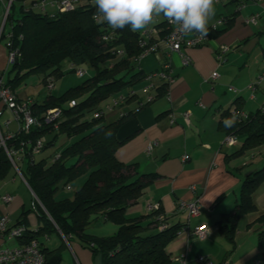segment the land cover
Wrapping results in <instances>:
<instances>
[{"label": "trees", "instance_id": "16d2710c", "mask_svg": "<svg viewBox=\"0 0 264 264\" xmlns=\"http://www.w3.org/2000/svg\"><path fill=\"white\" fill-rule=\"evenodd\" d=\"M17 1L21 3V16L15 17L16 2L13 3L6 27L10 25L11 46L19 47L22 56L9 67L5 80L8 86L15 91V87L33 73L45 72L42 79L44 83L49 77H53L55 83L65 72L76 73V69H82L84 65L95 70L92 77L69 88L61 96L49 94L41 103L35 100L33 113L41 125L32 127L28 134L21 133L8 141L9 146L18 147L20 142L30 140L34 143L45 137L42 153L55 146L61 136L71 140L57 150L55 155L60 156L58 159L54 156L51 162L47 158L36 160L38 154L32 155V144L27 148L21 170L37 198H33V206L42 226L37 231L27 229L24 216L28 210H25L23 219L14 225L26 227V233L19 238L25 239V242L38 240L45 264H61L63 260L64 244L51 250L43 247L39 240L41 235L51 232L63 235L67 243L78 240L93 256H101V264L178 263L171 257L167 247L183 230L182 225H169L162 207L134 217L127 214L130 207L139 204L144 190L157 175L139 173L138 162L124 163L116 155L117 150L134 136L121 140L118 137L121 127L169 85L168 82H157L154 90L156 94L150 91L153 94L152 101L147 100L149 91L145 99L140 97L139 90H145L146 78L150 73L141 68L142 60L135 59L141 53L139 42L143 30L133 32L129 27L112 29L106 23L98 22L94 15L96 7L93 0H86V3L81 0L74 10L54 14L31 9L26 11V7L37 0ZM245 3L246 0H240L238 8ZM232 20L231 17L227 18L228 26ZM165 25L166 19L154 25L160 29L162 37L165 36ZM105 36L112 37L104 39ZM3 39H7L5 32L1 36ZM119 50H123L124 54L120 55ZM163 57L164 61L166 57ZM66 62L70 64L68 69H64ZM104 63L106 66L101 68L100 65ZM83 69L85 74L82 77L87 73ZM129 74L131 77L126 81L125 77ZM79 98L82 100L78 101ZM71 100H75L74 106H70ZM133 100L137 101L135 108L120 112L113 121L106 122L108 114L112 116L119 107ZM114 101L118 102L115 106ZM54 108L61 109V115L55 121L58 123L57 128L55 122L45 123L43 118L45 113ZM88 111L91 113L87 118ZM94 112L99 116L93 117ZM224 116L231 117L229 111ZM226 130L228 134L242 137L241 147L234 155H244L247 151L264 147V112L258 109L249 113L247 120H235L226 126ZM12 169L10 160L1 149L0 178H5ZM84 175L86 178L72 198H58L60 184H63L64 189L71 190L70 184ZM263 184L264 166L244 178L239 201L233 210L223 215L219 231L231 243L235 242L240 218L258 210L254 194ZM98 222H111L118 228L108 236L90 233V225ZM254 223L263 226L257 234V247L264 260V212L251 224Z\"/></svg>", "mask_w": 264, "mask_h": 264}, {"label": "crops", "instance_id": "0c3cea01", "mask_svg": "<svg viewBox=\"0 0 264 264\" xmlns=\"http://www.w3.org/2000/svg\"><path fill=\"white\" fill-rule=\"evenodd\" d=\"M239 2L218 0L216 14L208 25V43L183 51L191 59V63L186 66L182 63L181 55L173 53L170 61L175 80L125 123L118 133L121 140L134 136L117 150V158L124 163L138 162L139 173L157 175L144 190L139 204L130 207L127 214L134 217L147 213L148 203H159L169 225L183 226V230L169 243L167 251L172 258L186 253L188 264H200L195 262L199 255L209 257L214 264L225 261H229V264H264L257 247V234L263 226L251 224L264 212V185L254 194L258 210L240 218L235 242L231 243L219 231L223 215L233 210L239 201L244 178L264 165V147L252 149L244 155H234L241 147L242 137L238 136L235 147H228L224 143L228 135L226 122H230L227 124L230 125L235 121L231 111L238 108L254 113L264 100L262 89L256 90L255 98L251 97L252 92L248 89L264 65V1L246 0L245 5L238 8ZM49 11H54V8L49 7ZM252 15H259L256 25L246 21ZM220 17H231L230 26L226 23L217 30L210 29ZM164 20L161 16L151 25ZM156 37L162 36L159 34ZM159 44L164 50L165 43L161 39ZM220 44L232 47L222 64L218 62L215 52ZM6 53L5 48L0 50V73L4 80H7L10 67L6 63ZM144 59L141 61L142 69ZM154 61L156 65L150 73L159 69V61L156 58ZM214 71L220 74L219 79L215 82L206 81ZM142 91L139 90L140 97L145 99L147 91ZM15 92L19 96L18 91ZM152 93L156 94V91ZM136 102L133 100L122 105L113 115L135 108ZM3 108L0 103V111L3 112L0 117L3 118L0 123L2 131H15L17 123ZM226 111L231 117L224 116ZM186 112H190L189 122L184 118ZM172 116L175 118L174 123H171ZM5 121H10L9 129L5 127ZM151 144L153 149L148 152L147 148ZM251 152L254 155L250 157ZM185 155L189 158L185 159ZM254 164L257 166L252 168ZM8 194L13 196V200L4 203L2 196ZM33 198L32 190L13 167L5 178H0V220L8 216L9 227H12L23 219L22 213L28 210L24 216L26 227L37 231L42 223L34 209ZM193 199H199L202 212L199 217L190 218L181 203ZM200 224H206L211 229L204 240L191 236V231ZM117 228L111 222H98L90 225L89 232L108 236ZM39 240L43 247L51 250L65 245L61 264H73L72 260L74 264L102 263L100 255L93 256L76 239L67 243L58 232L41 235ZM23 243L25 239L0 234V248L16 247Z\"/></svg>", "mask_w": 264, "mask_h": 264}, {"label": "built area", "instance_id": "2783aa9c", "mask_svg": "<svg viewBox=\"0 0 264 264\" xmlns=\"http://www.w3.org/2000/svg\"><path fill=\"white\" fill-rule=\"evenodd\" d=\"M17 0H0L2 6L4 7V13L2 15V23L0 25V42L3 32L7 35V65H13L18 59L21 58L22 53L19 47L11 46V32L6 33V24L10 16V12ZM91 1V0H88ZM257 2H262L264 0H256ZM81 0H37L34 4L29 7H26V11L34 10L41 13H51L56 12L64 13L74 10ZM244 6V5H243ZM240 6L239 8L243 7ZM49 7L54 8V11L50 12ZM259 15H252L246 21L256 25ZM227 23L226 17H220L211 27L212 30H217L219 27ZM165 36L156 37L160 34V29L156 26L150 25L147 29L141 32V40L139 42V47L141 53L135 57L138 61H141L149 55H155L156 59L160 61L159 69L155 72H151L147 75L146 82L147 86L145 91H149L147 95V100L152 101L153 94L150 91H154L157 82H168L171 84L175 79L173 75V67L171 65L170 57L174 53H178L182 57L183 65H189L191 59L183 51L187 48L201 47L208 43L209 34L201 38L198 34H190L187 36H180L174 28L173 25L168 23L166 20L165 25ZM112 37V36H110ZM110 37L105 36L104 39H109ZM162 40L165 43V49H161L159 40ZM232 50V47L226 44H220L216 49V58L220 64L225 62L227 54ZM120 55L124 54L123 50H119ZM165 55L166 59L163 61L162 57ZM76 74L82 77L85 74V70L82 68L76 69ZM220 74L217 71H214L209 79H206L208 82H215L219 79ZM47 84L49 89L55 87L54 78L49 77L47 79ZM230 90H235L233 87H229ZM248 89L252 92L251 97L255 98V92L258 89L264 91V65L261 72L257 75L254 81L249 85ZM0 103L3 105V110L8 111L14 120L17 123V128L15 131L7 130L3 132L0 124V150L2 149L10 160L12 166L16 170L17 174L21 176L24 182L27 184L21 170L20 163L23 164L25 159L26 150L31 146L32 155L39 154L45 146L46 139L41 137L32 143L30 140L20 142L18 147H13L8 145V141L16 137L17 135L24 133L28 134L32 127L40 126L41 121L33 113V105L35 104L34 98H28L26 100L20 99L17 93L5 83V80L2 75H0ZM70 106L76 104L75 100L70 101ZM118 102L114 101L113 105H117ZM259 110L264 112V100L261 104ZM0 111V117L2 115ZM61 115V109L54 108L49 110L44 114L43 118L45 123L55 122ZM231 115L237 121H244L249 118V113L242 109L235 108L231 111ZM97 112L93 113V117H98ZM184 118L189 122L190 112L184 114ZM175 122L174 116L171 117V123ZM10 121H5L4 125L9 129ZM55 128L58 127V123L55 122ZM228 147H235L238 143V136L234 134H228L225 142ZM153 149V145H149L147 151L150 152ZM56 159L59 158V154L55 155ZM185 159H188L189 156L185 155ZM28 185V184H27ZM70 188V187H68ZM34 194V193H33ZM13 200L12 195H3L2 201L4 203H10ZM161 207L159 203H148L147 210L154 211L158 210ZM181 207L188 212L190 218L199 217L202 212V207L199 199H193L191 201L182 202ZM210 228L206 224L197 225L192 231L191 236L198 240H204L208 237L210 233ZM26 233V227L22 225L9 227V217L4 216L0 220V234L9 235V237L19 238L23 237ZM179 264H188L187 254L183 253L179 257L173 258ZM196 263L200 264H214V262L205 255H199L195 258ZM0 264H45V256L42 253L40 242L36 239L29 240L20 246L16 247H4L0 248ZM222 264H229V261H225ZM256 264H261L257 262Z\"/></svg>", "mask_w": 264, "mask_h": 264}, {"label": "clouds", "instance_id": "9594fccd", "mask_svg": "<svg viewBox=\"0 0 264 264\" xmlns=\"http://www.w3.org/2000/svg\"><path fill=\"white\" fill-rule=\"evenodd\" d=\"M95 18L112 29H147L159 17L174 26L180 36L208 34L218 0H93ZM230 122H226L227 124Z\"/></svg>", "mask_w": 264, "mask_h": 264}, {"label": "rangeland", "instance_id": "374dc122", "mask_svg": "<svg viewBox=\"0 0 264 264\" xmlns=\"http://www.w3.org/2000/svg\"><path fill=\"white\" fill-rule=\"evenodd\" d=\"M15 5H16V14L15 17L19 18L21 16V12L19 10L20 7V1H15ZM4 13V7L2 6V3L0 2V25L2 23V15ZM10 31V25L8 24L6 27V33H8ZM5 48L7 50V39H3L0 42V50ZM7 54V53H6ZM6 57V63H7V55ZM155 55H151L150 57L146 58L143 60L142 62V66L143 69L145 70V72H149L154 65H156L155 63ZM106 66V63L101 64L100 67L103 68ZM70 67L69 63H65L64 69H68ZM87 70V73L84 77H79L76 75L75 72H65V75L60 76L56 79L55 82V88L50 91L47 87L48 84L47 82L44 83L43 76L45 75V72H41V73H33L29 76H27L18 86H16V90L19 93V98L26 100L28 98H34L36 101L38 102H43L46 97L49 94L55 95V96H61L64 92H66L69 88L72 87H76L77 85H80L83 81L87 80L88 78L92 77L95 73V70L87 65H84V67ZM136 72V71H134ZM46 73H49L46 72ZM14 74L11 75V77H13ZM131 77V74H129L128 76L125 77V80L128 81ZM8 78V77H6ZM46 84V85H45ZM141 92H143L141 90ZM259 95V93H258ZM82 98H79L78 101H81ZM91 113V111L86 112V117L88 118L89 114ZM111 115V114H110ZM109 114L106 117V122H111L113 121L115 118H117V115H112L110 116ZM2 120L3 118H0V123L2 124ZM47 138V137H46ZM65 138L64 136H61L59 138V141L57 142V144L53 147L47 148L44 152L36 155V160H41L43 158H47V160L49 162L52 161L53 157L55 156V154L58 152V149H62L64 146H66L68 143L71 142V140H69ZM240 141H242V138L240 139ZM262 151H264V148L262 149ZM254 155L253 152L250 153V157ZM257 164V163H256ZM252 168H255L257 165H252ZM264 165L262 164L261 167H263ZM257 170V169H256ZM86 178V175L82 176L81 178L77 179L76 181L72 182L70 185L72 187L71 190H67L64 189L63 184H60V190L58 192V198H63V197H73L74 193L80 189L81 187V183L83 181V179ZM264 185V184H263ZM262 186V185H261ZM260 186V187H261ZM258 190V189H257ZM35 199H37L34 196ZM72 263L74 264V261L72 260ZM66 264H71V262H66Z\"/></svg>", "mask_w": 264, "mask_h": 264}]
</instances>
